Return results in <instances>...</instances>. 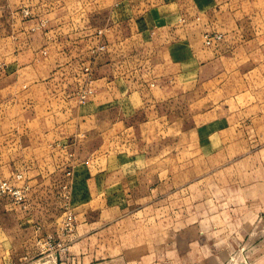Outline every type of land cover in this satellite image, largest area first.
I'll return each mask as SVG.
<instances>
[{"label": "crops", "instance_id": "obj_1", "mask_svg": "<svg viewBox=\"0 0 264 264\" xmlns=\"http://www.w3.org/2000/svg\"><path fill=\"white\" fill-rule=\"evenodd\" d=\"M156 2L134 16L122 0H8L51 29L21 31L11 51L12 73L0 86V171H24L35 199L51 185L49 171L78 160L76 204L115 193L136 213L140 203L163 202L166 216L180 217L179 254L164 264H264V0H198L225 40L193 52L189 42H203L210 19L188 16L199 7L191 0ZM178 101L194 105L192 126L177 123ZM130 119L138 127L126 126ZM97 137L106 144L94 145ZM2 199L7 264L17 212ZM83 259L101 264L89 254L74 262Z\"/></svg>", "mask_w": 264, "mask_h": 264}, {"label": "rangeland", "instance_id": "obj_2", "mask_svg": "<svg viewBox=\"0 0 264 264\" xmlns=\"http://www.w3.org/2000/svg\"><path fill=\"white\" fill-rule=\"evenodd\" d=\"M122 1L130 8L131 14L134 16L141 14L152 3H157V0ZM191 1L199 7L198 9L189 8L188 16L195 17V21H200L202 15H205L210 19V22L205 25V30L202 31L203 42H197L195 38L189 42L190 51H196L202 46V43L206 48L218 47L225 40V33L213 28L211 21L213 10L202 8V4L200 5L198 0ZM18 4L8 3V0H0V86L1 82L12 73L11 51L19 47L21 31H27L30 34L39 31L44 33L51 29L49 26L46 30L49 22L48 19H45L46 17L39 15L37 11H35L36 15L34 16L30 6L19 9ZM101 5L105 6L106 3ZM237 11H240L242 15V10ZM227 12L228 9L224 14L225 16ZM39 16L44 19L39 18ZM36 17L39 20L32 22L34 25L24 22L34 20ZM95 18V21L103 22L106 13H99ZM198 25L200 24L198 23ZM192 27H194L191 29L195 31V34L199 32L197 26ZM220 28L227 30L228 27L222 26ZM37 29L39 31H36ZM99 34L104 35L102 32ZM11 35H13V39L9 38L7 41L6 37ZM103 45L105 46L102 43L99 48L97 47L98 50H102ZM210 75L206 73L207 77ZM88 89L92 90L90 86ZM192 96L194 95L192 94ZM193 106L190 103L185 107L178 101L171 107L174 117L178 118L177 123L193 125L191 115L192 111L195 110ZM183 114H188L185 121L180 119ZM137 121L141 123L142 119ZM107 123L112 122L107 121ZM125 123L126 126L130 124L129 127H138L135 125L136 120L130 119ZM117 125H115V129L118 128ZM141 126L143 128V125ZM109 127L112 128V124ZM109 127L107 128L110 130ZM112 137L110 141L116 142L118 138ZM104 138H95L93 144L98 146L106 144ZM122 138L132 139L128 136ZM101 159L98 157L94 160L97 163ZM72 161L60 170L48 172L52 178L51 185L44 186L42 195L35 199L34 196L32 197L34 187L24 171H16L17 173L15 172L12 176H7L4 170L0 171V186L7 181L27 190L26 199L18 201L10 192H3L0 188V198L6 199L17 212L16 217L12 218L11 221L7 219V222L10 221L12 224L10 226L12 231L8 232L7 235L13 245L10 250L11 260H8L7 264H85L84 259L75 263L74 258L75 256L84 258L88 254L96 260L98 259L97 261L101 264H164L165 261L171 262L176 258L177 251L174 244L177 233L175 228L180 227L179 216H166L167 212L162 209L163 202H158L157 205L152 204L151 207L148 204L140 203V212L136 213L134 211H137L139 207L134 201H129L128 198L122 197L123 195L115 193L112 194V199L110 198L103 203L95 199L90 203L92 206L76 204L75 189L79 161ZM154 206L157 208L156 213L151 210ZM2 208H4L3 205ZM0 211L2 212V210ZM4 223V216L0 215V224L3 225ZM88 224H93V229H89L91 232L86 229ZM2 238L3 236L0 234V239ZM74 240L80 245L71 249V241Z\"/></svg>", "mask_w": 264, "mask_h": 264}, {"label": "built area", "instance_id": "obj_3", "mask_svg": "<svg viewBox=\"0 0 264 264\" xmlns=\"http://www.w3.org/2000/svg\"><path fill=\"white\" fill-rule=\"evenodd\" d=\"M104 48L105 46L103 45L102 49ZM91 92H92L91 89L85 90L81 95V99L85 101L89 96V94H91ZM0 188L3 192H10L18 201H23L26 199L27 190L24 187L18 185H12L9 182L5 181L1 184Z\"/></svg>", "mask_w": 264, "mask_h": 264}]
</instances>
